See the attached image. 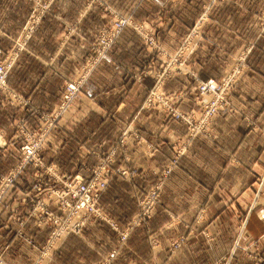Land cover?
I'll return each mask as SVG.
<instances>
[{"label":"crops","instance_id":"crops-1","mask_svg":"<svg viewBox=\"0 0 264 264\" xmlns=\"http://www.w3.org/2000/svg\"><path fill=\"white\" fill-rule=\"evenodd\" d=\"M163 4L162 12L155 15L161 22L155 31L168 53L173 51L170 50L173 46L164 39H174L177 45L207 7L205 19L211 23L201 29L202 40L193 49L190 69L197 77L216 78L223 68L219 63L221 51L232 52L242 38L256 30L260 0H165ZM82 5L83 0L54 2L38 31L13 59L7 79L11 94L0 90V143L6 144L0 146V167L9 151H18V143L9 139L19 123L26 119V128L35 131L36 118L28 113L24 99L33 101L37 110H52L59 102L64 81L73 77L72 70H77L87 57L95 24L102 23L103 17L94 11L81 12ZM30 9L29 0H0V60L13 53ZM134 16L146 20L151 17ZM72 23H76V32L61 42L64 31ZM260 40L256 54H264V35ZM214 51L218 57L213 55ZM152 56L156 60L154 53L142 48L136 35L121 32L61 113L58 124L49 131L44 160L56 164L60 172L87 176L88 168L97 158L91 152L106 153L118 142L126 122L132 118V124L124 130L132 136L125 145L129 159L122 161V156L117 155L112 166L136 165L137 171L139 167L151 170L153 166H163L171 144L184 139L186 129L179 122L169 120L166 111L159 108L136 109L151 81L146 77L132 81L129 71L153 64ZM196 83L195 78L176 75L165 80L163 90L185 91L187 94L178 107L188 110L197 104ZM229 100L233 111L213 118V140L200 135L194 139L165 180L158 213L155 211L149 227L150 230L159 227L166 234L169 227L163 223L168 220L167 213L182 219L202 213L204 217L198 226L212 231V239L190 235L169 256L167 239L161 232L159 244L153 248L147 236L149 228L134 230L124 245H117L116 238L111 236L114 233L108 234L107 223L91 218L80 233L60 239L41 264H99L117 246L119 252L110 264H221V260L226 261L224 264H255L257 261L238 252L239 247L233 249L232 231L235 223L245 216L243 239L238 243L247 244L264 237V180L259 179L264 171V59L248 60V68L237 79ZM136 133L138 140L134 137ZM144 140L157 145L153 157L148 153L142 156V145L138 142ZM31 176V168L26 167L0 201V246L9 250L8 259L17 264L36 261L39 252L31 248L41 246L51 230L49 226H37L28 216L29 203L21 201L22 189L30 183ZM151 181L150 171L134 180L111 175L100 195L101 208L108 217L124 225L135 209L131 206L137 192L133 185L146 187ZM15 218L23 221V225L14 221ZM175 226L170 227L171 235L181 230L180 225ZM16 230L31 241L27 243L16 235ZM258 244L264 260V238Z\"/></svg>","mask_w":264,"mask_h":264},{"label":"rangeland","instance_id":"rangeland-1","mask_svg":"<svg viewBox=\"0 0 264 264\" xmlns=\"http://www.w3.org/2000/svg\"><path fill=\"white\" fill-rule=\"evenodd\" d=\"M31 2V9L30 14L26 20L25 27L23 34L21 38L17 41V43L13 46V53L11 55L7 56V58H4L0 60L2 62L3 60L10 59L13 57V59L16 58L17 53L20 49L25 47L27 45V42L31 39V37L38 31V29L41 26L42 21L48 16V13L50 12L52 5L57 0H29ZM145 0H83L82 10L87 11L86 13L89 14L91 11H94L97 13V15H102L103 22L102 23H96L94 36L92 37V40L89 43L88 48V55L85 57L84 61L80 65V67L76 70L73 69V77L71 79H68L64 81L63 85L60 88V99L57 105H55L52 110L50 111H42L37 110L35 108V105L33 104V101H28L27 99H24V105L26 106V109L28 110V113H30L32 116L36 118L35 122V132L40 133L43 132L46 127L49 125L50 118L55 116V121L50 123L53 125V127L50 129L52 130L58 123L61 114L59 111L60 108V102L62 100V96L65 94V89L67 84H78L80 90L82 84L84 81L91 75L93 70L95 69L96 65L100 62V60L104 57L108 49L114 44L116 38L118 35L123 31H130L131 34L136 35L138 39L140 40L141 46L146 51L154 53L156 56V60H154V56H152V59L150 61H153V64L146 65L142 69L136 70L130 72L129 75L131 76L132 81H141L144 77L149 78L151 81V85L149 89L147 90L146 94L144 95L142 101L140 102L139 106L136 109L139 108H159L163 111H166V114L168 117H170L169 120L177 121L182 126L185 127V134L184 139L174 142L170 146V152L169 156L165 162V164L161 167L153 166L150 169H147L146 167H139V171H137L136 165H125L123 163L119 165H114V160L116 159V156L121 155L122 161H126L129 159V155L127 152V147H125L128 137L132 138V136H129L126 134L127 131H124L126 128H128L132 124V118H130L126 122V127L122 130V133L119 136L118 142L112 147H110L109 150L106 151V153H100L92 151L91 153H96V163L88 168L89 174L93 175V171L99 168L102 165L109 166L111 169L110 171L113 172V175H118L121 179H133L137 177H143L144 175H147L149 171L151 172L152 181L147 184L146 187H143V185H140L138 183H135L133 186L137 188L136 195H134V200L132 205H134V212L128 219V221L124 225H119L118 222L114 219H111L108 217V215L104 212V210L101 208L99 199L98 198V206L102 212L101 218H93L98 219L101 221H104L107 223V225L110 227L108 228V234L111 235V233L116 238L117 245H124L127 238L125 240H122L120 237V232H127L129 235L134 231L138 229L143 228H149L150 227V221L152 220L155 211H157V207L160 206L162 198V187L165 183V180L170 175V173L173 171V169L176 167L178 162L184 155L187 153V149L190 146L191 142L196 139L199 135L203 137L206 140H213L214 135L212 132V123L213 118L217 115L226 114L228 112L233 111V106L229 100V93L233 90L235 83L237 82V79H239L242 72H244L248 68V60L252 59L256 60L257 57L259 60L264 59V54H256L255 47L259 44L260 37L264 35V0H260V5L258 9V15H257V23H256V30L251 33V37H244L242 38L241 43L238 42V45L232 50V52H222L220 56V61L222 65V70L219 72V76L216 78L214 77H197L196 74L194 75L191 68L190 63V57L193 53L194 47L197 45L198 42L202 40L201 37V29L204 27L205 24L211 23L206 22L205 19V10L207 7H204L201 16L197 19V21L194 23V27L190 29L189 32H187L178 42L177 45H175L174 39H164L168 40L166 41L169 46L171 47L170 50H173L172 52L168 53L165 52V49L163 50V45L160 42V39L156 38V29H158V26L161 24L160 21H157L155 15L162 12V6L164 5L163 2L165 0H152L148 1L146 0V4H142V2ZM85 2V3H84ZM145 13V14H144ZM149 15L151 16L149 20L144 19L143 17L138 18L139 16L134 15ZM131 15V16H130ZM134 16V17H132ZM76 32V23H72L71 26L66 28V31H64L61 42L66 40V38L69 37V35ZM211 43L213 42L210 39ZM213 55L219 56L216 54V52H213ZM195 72V71H194ZM176 75L179 76H190L192 78L196 79V85L194 88V91L196 92L195 100H196V106L191 109H181L178 107V103L182 101V99L187 94L185 91L183 92H177V93H166L164 92L161 97L159 96H150V92L155 89L156 86L161 85L163 88V84L165 80L170 77H175ZM8 79V77H7ZM209 80H213L216 83H218L220 86H224L227 84V86L230 87L228 93L225 95V103L223 101H220L221 98L224 96V91L222 89L217 88L214 92H207L202 89V83L208 82ZM163 90V89H162ZM158 92H161L160 89L157 90ZM77 94V93H76ZM181 98L177 102H173L168 97H172V95H181ZM150 96V97H149ZM168 96V97H167ZM166 97L167 99H165ZM145 101V103H144ZM167 101L169 107L167 110L163 107L164 103ZM155 102V104H153ZM220 103L222 105V109H220L217 114H214L212 117L210 114L213 111L214 105L217 106V104ZM63 112V111H62ZM175 112H179L182 115V118H176L173 117ZM57 115V116H56ZM172 118V119H171ZM131 122V123H130ZM26 123V119L22 122ZM48 130H46V134ZM44 135V138L46 136ZM47 137V136H46ZM134 137L139 139V134H134ZM14 135H12L9 139V141L13 142ZM46 139V138H45ZM1 140V139H0ZM26 140H30V138L24 137L20 141H18V144L26 145L28 144ZM142 145L143 152H141L142 156L143 154L148 153L150 156H154L156 151L158 150V147L156 144H154L151 141H143L138 142ZM45 147V146H44ZM43 150L41 151V156L43 158ZM15 154V160L14 164L18 163L20 161V152L13 151ZM17 157V159H16ZM44 160V158H43ZM45 161V160H44ZM46 162V161H45ZM1 163V162H0ZM49 165L54 166L57 171L60 172V169L58 166L51 162H46ZM6 166H5V165ZM13 165L10 166L13 167ZM6 167L8 168L9 165L7 162L2 161V165L0 167V174L4 175V172L6 170ZM26 167H30L32 170L33 175V168L30 163H26L23 165L22 170L23 171ZM10 168L7 170L6 174L10 171ZM65 173V172H60ZM78 173V172H77ZM66 174V173H65ZM68 174V173H67ZM1 175V176H2ZM72 176V174H69ZM0 176V177H1ZM32 178V176H31ZM260 181L264 180V171L259 176ZM32 180V179H31ZM30 180V181H31ZM127 182V181H125ZM128 183V182H127ZM132 183V182H131ZM58 186V184H56ZM60 186V184H59ZM129 195L131 194L128 191ZM133 197V196H132ZM55 210V208H52ZM170 211V210H169ZM158 215V214H157ZM166 217L168 220L163 223L164 225H168V232L165 234L161 232V230H154V229H147V236L149 237L151 247L159 244V238H160V232L162 233L163 237L167 239V253L170 256L173 252H175L176 249L179 247H182L184 243L187 242V238L190 235L194 234H200L201 237H208L213 238L212 231L205 230V228H202L201 226H198L199 222L203 220L204 215L202 213L194 214L192 215L191 219H188L185 217V219H182L180 216H175L171 213H167ZM194 220V221H193ZM245 216L236 224V227L234 231H232V237H233V249L235 250L236 247H239L238 252L247 255L250 259H253L255 264H262L264 260L262 259L261 252L259 250V240H261L264 237H261L260 239H255L249 241L247 244L240 245L238 242L243 239V229L245 224ZM14 221L18 222L20 224L19 219H14ZM193 221V222H192ZM115 224L116 227L113 228L112 224ZM23 225V224H22ZM172 225H177L181 227L180 231H175L173 235H171L170 227ZM197 225V226H196ZM196 229H194L195 227ZM176 227V226H175ZM83 229V228H82ZM82 229L78 232L80 233ZM215 230V229H214ZM52 231V228L46 238V240L49 238V235ZM143 231V230H142ZM140 231V232H142ZM150 232V233H149ZM215 234H217L218 231H214ZM15 234L19 237H22L25 239V241L28 243V241H31V239H28L27 236L22 235L20 231H15ZM46 240L41 246H33L31 250L33 249L38 253V259L36 261H32L30 264H41V261L44 257L48 255L51 251L49 249H44L46 247ZM24 242V243H26ZM27 248H28V244ZM31 246V245H30ZM123 247V246H122ZM17 249L19 248L16 247ZM20 248H23L20 246ZM120 247L117 246V248H113L109 251L106 258L103 259V261L99 264H110L112 259L115 257V255L119 252ZM25 250V249H24ZM233 250V251H234ZM30 252V250H27V252ZM111 252H116L114 257L109 256ZM8 253L9 250L5 249L4 246H0V264H17L11 259H8ZM221 264H224V260L220 261Z\"/></svg>","mask_w":264,"mask_h":264},{"label":"built area","instance_id":"built-area-1","mask_svg":"<svg viewBox=\"0 0 264 264\" xmlns=\"http://www.w3.org/2000/svg\"><path fill=\"white\" fill-rule=\"evenodd\" d=\"M12 64L13 57L0 62V90L4 93L7 91L9 95L11 91L7 89V77ZM201 85L202 89L207 92H214L217 88L222 89L225 94L220 101L225 103V95L230 89L227 84L220 86L215 81L209 80ZM78 89V84H67L65 89L66 92L62 96L60 102V114L75 97ZM158 89H160L161 92H158ZM162 89L161 85L156 86L155 89L150 92V96L155 95L161 97L164 93ZM181 96L182 94L167 97L170 99L169 101L172 100L175 103L180 100ZM164 98L167 99L166 97ZM153 104H155V102H153ZM163 107L167 110L169 107L167 101L164 103ZM220 109H222L220 103H218L217 106L214 105L210 116L212 117L214 114H217ZM173 117L179 119L182 118V115L179 112H175ZM49 118V125L40 133L30 131L24 126V123H19L16 133L13 134V142L18 143V141L22 138L24 139V137L30 138V140H26L28 143L26 145H22L24 142H22L21 145L18 144L20 161L13 165L7 174L0 177L1 201L5 192L14 185L17 176L21 173L23 165L26 163L31 164L34 169L32 180L22 189L21 201L29 203L28 216L34 219L37 226H49L52 228L49 238L46 240L45 250H51L60 239L66 237L70 233H78L89 219L101 218L102 212L97 203L98 198L106 188L108 178L114 174L110 171L111 169L109 166L102 165L93 171V175L88 174L84 176L80 173H74L71 176L67 173H60L54 166L47 164L41 156V151L44 148L45 138L48 135L46 134V130H48L47 133H49L50 129L53 127L50 123H52V121L54 122L56 119L55 116ZM45 134L46 136L44 138ZM5 145V142L0 143V146L5 147ZM56 184H58V186ZM53 207L55 210L52 209ZM20 224L22 225L23 221H20ZM112 226L113 228L116 227L114 223ZM118 232L122 240L127 238V232ZM115 253L116 252H111L109 254L110 258L114 257Z\"/></svg>","mask_w":264,"mask_h":264},{"label":"trees","instance_id":"trees-1","mask_svg":"<svg viewBox=\"0 0 264 264\" xmlns=\"http://www.w3.org/2000/svg\"><path fill=\"white\" fill-rule=\"evenodd\" d=\"M15 153L13 151H9L5 156H4V160H2L3 162H7L8 165L10 166V164L14 161L15 158ZM7 168V167H6Z\"/></svg>","mask_w":264,"mask_h":264}]
</instances>
